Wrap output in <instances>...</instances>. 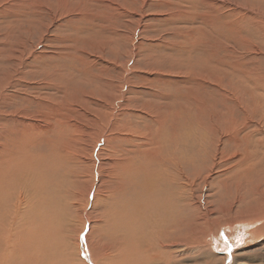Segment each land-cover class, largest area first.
<instances>
[{
	"label": "rangeland",
	"instance_id": "rangeland-1",
	"mask_svg": "<svg viewBox=\"0 0 264 264\" xmlns=\"http://www.w3.org/2000/svg\"><path fill=\"white\" fill-rule=\"evenodd\" d=\"M167 144L193 195L175 264H228L229 244L264 264V0H0V158L78 155L58 181L92 249L123 172Z\"/></svg>",
	"mask_w": 264,
	"mask_h": 264
},
{
	"label": "bare ground",
	"instance_id": "bare-ground-1",
	"mask_svg": "<svg viewBox=\"0 0 264 264\" xmlns=\"http://www.w3.org/2000/svg\"><path fill=\"white\" fill-rule=\"evenodd\" d=\"M174 146L179 144L160 146L157 161L148 159L139 169L133 166L123 172V190L117 197L115 194L107 197L106 208L94 221L99 231L98 247L94 249L90 236L82 238L87 204L77 203L76 220L81 224L73 223L69 218V199L61 194L65 186L59 181L68 177L65 166L69 172L75 171L72 163L77 165L76 170L85 168L77 164L78 155L69 151L68 157L59 153L61 159L57 155L55 159H45L18 149L9 152L4 160L2 156L0 264H175L181 259L186 217L193 213L190 201L193 195L189 184L180 183L184 159L171 157L166 161L164 153L171 155L176 151ZM87 149L88 154L78 158L88 161L85 170L93 165L102 177V153L96 152L94 144ZM72 158L76 160L71 161ZM58 160L62 162L59 164ZM172 161L175 171L166 168ZM93 185L85 186L86 193ZM101 196L97 193L96 200ZM82 253L93 257L89 260Z\"/></svg>",
	"mask_w": 264,
	"mask_h": 264
},
{
	"label": "clouds",
	"instance_id": "clouds-1",
	"mask_svg": "<svg viewBox=\"0 0 264 264\" xmlns=\"http://www.w3.org/2000/svg\"><path fill=\"white\" fill-rule=\"evenodd\" d=\"M236 242H237V245H242L244 243V240L240 237V236H237L236 237ZM231 257L228 258V264H231Z\"/></svg>",
	"mask_w": 264,
	"mask_h": 264
},
{
	"label": "snow or ice",
	"instance_id": "snow-or-ice-1",
	"mask_svg": "<svg viewBox=\"0 0 264 264\" xmlns=\"http://www.w3.org/2000/svg\"><path fill=\"white\" fill-rule=\"evenodd\" d=\"M225 241H227V237H225ZM233 250V246L229 244L228 248H227V252L229 254V257H231V252Z\"/></svg>",
	"mask_w": 264,
	"mask_h": 264
}]
</instances>
